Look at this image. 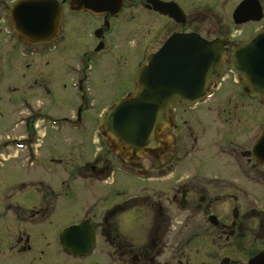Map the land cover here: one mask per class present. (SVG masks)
Masks as SVG:
<instances>
[{
    "label": "flooded vegetation",
    "instance_id": "obj_1",
    "mask_svg": "<svg viewBox=\"0 0 264 264\" xmlns=\"http://www.w3.org/2000/svg\"><path fill=\"white\" fill-rule=\"evenodd\" d=\"M15 1L0 0V57L4 58L0 61V73L2 70L5 79V73L11 70L17 77L18 82L12 81V84L6 79L7 84L3 88L6 100L3 98L2 103L6 107H19L16 113L21 135L8 134L3 148L11 151L7 153V158L13 156L12 153H19L21 161L29 164L24 168L29 183H20L17 193L7 194L3 204H0V264H249L264 251V211L234 207L228 214L225 212L226 215L219 214L218 201L238 200L228 194H201L182 181H173L171 187L164 182L161 190L149 186V183L156 185L163 182L150 181L152 179L163 180L170 176L174 169V155L188 156L186 146L180 141L177 144L176 140L180 139L179 132L183 128L199 119L203 122L198 130L188 135L189 150L196 151L205 143H212L216 153L230 163L232 171L228 165H220L209 167L204 172L205 164L201 163V159L205 158H200L192 177L209 183L264 181V167L257 164L252 155L263 129L255 127L247 136L237 132L228 135L225 131L219 138L221 130L212 129H226L233 125L243 130L244 124L238 114L244 111L241 106L247 104L251 114L255 111L260 114V109L264 108L261 102L249 97L230 71L229 55L241 42L234 43L227 32L225 36L216 38L204 37L191 29L187 19L184 23H176L154 11L151 0H122L119 5L116 0H111L99 6L94 1L85 4L83 0H57L62 11L60 32L50 44L33 46L12 31L9 7ZM159 1L174 3L183 9L175 0ZM145 17L149 21H158V33L148 25L145 34H141ZM64 26H67L66 31H63ZM120 28L128 31L132 47L129 42L116 40L115 35ZM163 29L168 34L164 39H160L161 36L157 38L155 34ZM175 34H196L207 41L228 40L220 81L212 85L209 96L200 99L195 107L187 108L180 103L171 107V124L157 132L163 139L161 147L142 152L127 149L100 127V117L108 107L135 90L137 71ZM69 40L79 43L73 60V52H69L67 46ZM119 51L128 53L127 59L133 68L125 71L131 72L129 80L110 83L107 80L113 74L112 57ZM57 55L67 56L61 67L51 65L49 61ZM32 60L46 64H40L35 70L37 65H31ZM69 75L70 78L73 76L71 81H77V84L71 83L77 89L72 119L83 126L75 131L85 133L88 127L90 132L95 125L93 137L99 136L101 140L99 145L95 141L98 148L95 156L100 155L94 156L93 161L103 158V165L85 163L77 169L78 181H46V177L42 176L30 178L34 170L47 176L62 167L64 171L61 172L68 175L69 113L58 117L52 113L43 114L42 111L45 102L50 107L55 106L54 101H58V105L63 102L55 89L67 88ZM103 81L109 85H102ZM10 95L16 96L13 99ZM41 95L45 97L41 105L36 107L29 103L28 99H35L38 103L36 98ZM231 103L234 115L228 117ZM103 104L106 108L96 115L94 110L97 105ZM197 109L199 112L195 114ZM214 109L216 114L212 112ZM53 122L57 125L53 126ZM208 123L214 127L208 130ZM41 127L45 130L43 134ZM241 134L242 139L239 140ZM53 139L59 141L58 146ZM141 157L158 158L161 165L145 170L138 163ZM178 162L182 161L174 163ZM114 169L141 180L131 182L135 190L137 187L144 188V194L135 193L124 199L117 193L116 187L110 186L109 190L115 191L117 196H114L112 207L110 204L105 206L106 199L100 200L105 194L101 192L109 186L106 175H112ZM122 187L125 194L128 184L125 183L126 189L124 184ZM111 197L108 199L110 202ZM251 231V234L246 233ZM64 232L68 239L66 249L63 248ZM219 244L222 246L219 247ZM222 250L225 252L220 256Z\"/></svg>",
    "mask_w": 264,
    "mask_h": 264
},
{
    "label": "rangeland",
    "instance_id": "obj_2",
    "mask_svg": "<svg viewBox=\"0 0 264 264\" xmlns=\"http://www.w3.org/2000/svg\"><path fill=\"white\" fill-rule=\"evenodd\" d=\"M177 1L181 7L183 8V11L186 15L187 23L190 22L191 24V29L196 30L198 34H201L204 37L208 38H216L217 36H225V33L227 32L229 35H231L233 38L232 40L234 43L238 44L239 42L242 43L244 39L253 32V30L258 29L261 26H264V16L263 20L260 21L257 24H251V25H240V26H235L232 23V11L237 7V5L240 3L241 0H175ZM260 3L263 8V14H264V0H260ZM64 17H68L63 15ZM157 20L149 21L148 18H144L143 26H142V31L141 34H145L146 30L148 29V25L151 26V28L154 30L155 33H158L156 30L159 25H158ZM188 24V25H190ZM175 28V27H171ZM67 30V26L63 27V31ZM156 30V31H155ZM128 31L125 30L124 28H120V30L117 31L116 40L122 39V43H127L129 42V46L132 47V41L130 36L127 34ZM168 33H166V30L163 29V31L159 32V34H155V36L160 39H164ZM120 42V41H118ZM78 42L76 41H71L69 40V43L67 46L69 47V52H73L72 55V60L74 58V53L78 51ZM133 50V49H132ZM115 53V52H114ZM128 53L124 52H117L115 55L112 57L113 60L111 64L114 66L113 68V74L112 78L107 80L108 82L114 81L116 82H123L126 80H129L131 72H125L132 70L133 64L127 59ZM67 59L66 55H57L54 58L49 59L51 61V65H57V66H62V62ZM3 57H0V61H3ZM69 59V60H71ZM31 65H37L35 70L41 65L46 64L44 61L37 62L35 60L30 61ZM49 65V64H48ZM58 70V67H57ZM124 70V72H123ZM136 70V69H135ZM44 71L48 74L46 69ZM60 72H62V69L60 68ZM11 70L5 73V79H4V73L1 70L0 73V152L2 150V147L4 144H6V136L8 134L11 135V133L15 136H20L21 135V128L20 125L18 124V119H17V109L19 107L13 108L12 106H4L2 103L3 98L6 100L5 95L3 93V88L6 86L7 80H10L11 84L12 81L18 82L17 77L15 74H12ZM134 73V71H133ZM62 74L60 73V77ZM73 77V76H72ZM72 77L67 79V82L69 81V84L67 85V88H59L58 90L55 89L56 92H58L59 97L63 100V102L59 103L58 101L55 102V106L50 107L48 106V103L45 102L44 104V109H43V114H54L55 116L60 117L61 114L64 113H69V118H72L74 116V108H75V103L76 99L75 96L77 95V89H74L71 85V83H76L74 81H71ZM107 81H103L102 85L106 83V86L109 85ZM77 84V83H76ZM61 85V84H60ZM52 86V85H51ZM105 86V85H104ZM225 85H223V88ZM108 92V91H107ZM13 99L15 98L16 95H10ZM108 98V97H107ZM109 99V98H108ZM108 99L106 100V104L108 103ZM16 100V99H15ZM38 100V103H35V99H28L29 103L31 105H36L38 107L40 102H43L45 100L44 96H38L36 98ZM59 106V108H57ZM77 106V104H76ZM43 108V106H41ZM105 104L103 105H97L96 110H94L96 115H99L102 113V111L105 109ZM244 111L240 114L242 123L244 124V129L242 130L241 127H235L233 125L227 126L226 129H223V127H216L212 128L214 126H210L208 123L207 128L208 130L210 128L212 129H217L221 130L219 135L217 136L218 138L223 136V133L225 131H228V135H233L234 132H237V134L240 135V133H245L244 135L247 136L248 134H251V130L255 127L257 129L262 130L264 128V108L260 109V114L255 111L253 114H251V111L249 109V106L247 104H244L241 106ZM15 111V112H14ZM230 114L226 115L228 117L234 115L232 110V103L229 108ZM233 111V112H232ZM199 112V109H197L195 114ZM212 112L216 114V110L214 109ZM250 113V115H248ZM259 114V115H257ZM248 115V116H247ZM213 117V115H212ZM212 117H210L209 121L212 120ZM238 118V117H237ZM214 119V118H213ZM239 119V118H238ZM203 122L202 119H199L198 121H195L193 123L188 124L185 128H183L182 132H179L180 134V139H177L176 142H182L186 146V151H188V156L186 158H183L181 155H174L175 159L173 160L174 162L177 161H182L178 163L173 162V167L174 169L172 170L170 176L166 177L163 180H150V181H163L159 184H152L149 183V186L153 187L156 190H161L163 188V183H167L168 186H172L173 181H182V183H188L189 185L195 187L196 192L199 193H217V194H228V195H233L238 201H226V200H221L218 201V213H223L228 214L230 210L234 207H238L239 209H250V208H255V209H264V181H213L209 183L208 181H203L199 177H192L194 172H196V166H198V162L200 158H205L201 159V163L205 164L203 166L204 172L208 171V168L212 167H217L220 165L226 166L228 165L230 168V171H232V167H230V163L226 161L225 158L220 157L216 153V149L213 147V144H208L209 142L205 143V145H202L201 147L196 148L197 150L191 151L189 150V133H193L194 131L198 130V127L200 124ZM208 122V121H207ZM198 123V125H197ZM188 127H191L192 130H190ZM92 131L89 132V128L87 127V131L85 133L82 132H76V131H69V172L68 175H65L61 172L64 171L63 167L61 170L58 169V171L55 170L56 173H50L47 176L42 175L41 172H37L34 170L30 178H36L38 176L46 177V181H78L77 180V169L85 165V163L90 162L94 163L96 165H103L102 163L104 162L103 158L98 160L97 162L93 161L94 156L97 154L98 148L95 145V140L93 137L94 131H95V125L92 126ZM15 131V132H14ZM44 128L41 127V132L42 134L44 133ZM14 132V133H13ZM207 136H209L208 133H206ZM214 135V134H210ZM225 136V135H224ZM61 139V138H60ZM242 139V134L241 137H239V140ZM185 140V141H184ZM54 143L58 146L59 141L57 139H53ZM47 141L42 146L46 144ZM206 142V140H205ZM3 145V146H2ZM240 145V144H239ZM73 147V149H71ZM200 150V151H199ZM177 152L178 149L176 150ZM7 152H4V155H6ZM2 154V153H1ZM13 156L8 157L4 160L0 157V204H3L4 197L9 194H14L17 193L18 191V185L20 183H29V181H26V179L29 176H25L24 173V168L28 167L29 164H25L21 161V154L18 153H12ZM99 154V152H98ZM178 154V153H177ZM67 156L66 154H64ZM100 155V154H99ZM99 155L95 157H99ZM180 158V160H178ZM68 159V158H67ZM161 159V158H160ZM65 162L67 160H64ZM161 160L157 158L154 159H146L140 158L138 163L143 167L145 170H150V167H158L161 165L160 163ZM212 161H215L214 163H211ZM152 162V165H150ZM163 163V162H162ZM35 164V162H34ZM63 164V163H62ZM213 165V166H211ZM37 168L39 167V164L36 166ZM118 167V165H117ZM36 168V169H37ZM152 170H155L153 168ZM135 173L136 172H133ZM141 173V172H140ZM154 174V173H153ZM134 175V174H133ZM109 176V175H107ZM143 177V175H140ZM155 177V175H153ZM24 178V179H23ZM71 178V179H70ZM108 181V187L101 193H104L105 195L100 198L101 202L104 201V205L112 207V202L114 200V196H117L118 194L122 195V198L126 199L128 196L135 195V193L139 194H144V188H139L134 189L135 185L132 184L131 181H141L136 179V177H131V176H126L118 172L117 170H113V175L110 176V178L107 180ZM71 183V182H70ZM125 183L128 184V188L126 189ZM124 184V189L125 194L122 193L123 187L122 185ZM147 185V184H146ZM116 187L119 192H113L112 190H109V187ZM32 188L34 186H31ZM148 189V188H147ZM10 192V193H6ZM121 192V193H120ZM150 192V191H149ZM147 191V193H149ZM169 193H171L169 191ZM92 194V192H91ZM245 195H247L245 197ZM109 196L111 197L110 200L111 202L108 201ZM121 197V196H120ZM97 202V201H94ZM65 203V202H64ZM253 203V204H251ZM253 205V206H252ZM110 207V208H111ZM225 214V215H226ZM226 217L223 218V220ZM251 234V232H246ZM220 243V242H219ZM259 245H262V242H259ZM222 244H219V247H221ZM229 251V250H228ZM225 250L220 251L219 255L223 256Z\"/></svg>",
    "mask_w": 264,
    "mask_h": 264
},
{
    "label": "water",
    "instance_id": "obj_3",
    "mask_svg": "<svg viewBox=\"0 0 264 264\" xmlns=\"http://www.w3.org/2000/svg\"><path fill=\"white\" fill-rule=\"evenodd\" d=\"M94 1L96 6L111 0ZM117 5L121 0H116ZM153 10L184 23L185 15L174 3L151 0ZM263 17L255 0H244L234 10L236 25ZM13 30L26 42L46 44L58 34L61 12L55 0H19L9 9ZM227 41L208 42L196 34H175L148 58V64L135 76L136 90L110 108L101 126L127 149L156 148V133L169 124V108L177 103L191 105L202 97L217 78ZM232 68L240 75L252 97L264 102V30L256 32L231 54ZM158 145V146H157ZM255 162L264 166V131L253 147ZM66 233L63 246L68 248ZM249 264H264V252Z\"/></svg>",
    "mask_w": 264,
    "mask_h": 264
}]
</instances>
